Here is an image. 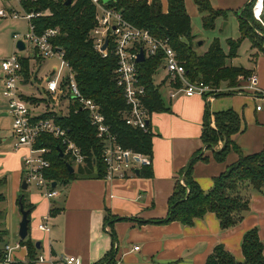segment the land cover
<instances>
[{"label":"crops","instance_id":"1","mask_svg":"<svg viewBox=\"0 0 264 264\" xmlns=\"http://www.w3.org/2000/svg\"><path fill=\"white\" fill-rule=\"evenodd\" d=\"M159 1L165 13L167 1ZM248 2L209 0L214 10L226 11L228 14L241 12ZM184 4L190 19L199 17L193 0H184ZM255 51L249 70L256 76L257 89L264 91V54ZM24 79L28 82L29 77ZM157 83L155 85L160 86L164 107L168 110L152 113L149 118L152 175L146 177L134 174L112 180L78 176L64 186L57 184L58 193L53 197L43 196L34 187V192H28L23 197L27 201L26 205H31L28 235L33 242H39L36 256L41 255L44 260L33 264H53L65 256H74V264H95L103 261L111 249L115 251V264H205L217 244H222L235 260L243 261L242 236L252 228L257 229L263 243L264 256V187L262 191H257L247 183L245 187L242 186L240 194L249 198V209L236 225L226 229L220 227L219 220L212 212L195 219L192 225L178 221L161 224L149 222L165 218L175 182L181 178V171L198 152L204 160L193 164L192 177L204 191L209 190L213 179L238 159V155L230 150L224 160L218 162L213 157L215 150L204 148L201 131L206 107L211 113L231 109L240 116L243 130L231 138L241 153L248 156L263 149L264 103L251 93L220 95L210 102L198 95H179L170 99L168 83L162 78ZM2 87L3 76L0 72V103L4 100L1 96ZM42 91L48 99L44 87ZM162 91L167 92L163 94ZM248 105L251 108L246 113ZM258 105H261L260 111H256ZM47 111L34 117L53 113ZM243 115H247V119L254 121L257 127H250L247 131L243 127ZM15 143L11 118L6 109L5 113L0 114V185L14 186L13 198L20 188L22 161L28 153L26 147L15 148ZM107 213L111 219H116L110 222V226L106 223L114 233V242L104 229ZM41 222L48 225L47 231L38 228ZM0 234L2 243L8 242L3 240L7 235L6 229L0 228ZM134 246H138V249H134ZM26 254V247L16 253L22 262L27 261Z\"/></svg>","mask_w":264,"mask_h":264},{"label":"trees","instance_id":"2","mask_svg":"<svg viewBox=\"0 0 264 264\" xmlns=\"http://www.w3.org/2000/svg\"><path fill=\"white\" fill-rule=\"evenodd\" d=\"M65 1L21 0L20 2L26 12L33 11L41 14L31 20L36 34H41L49 28L57 29V35L51 41L53 47L63 53V58L73 72L81 94L99 106L112 133L117 136L118 142L124 148L145 155L151 160V132L131 129L122 119L121 112L125 109V105L122 91L116 87L114 82L115 59L112 56L102 58L93 49L90 32L95 24L94 7L89 0H71L69 5H66ZM166 1L167 11L165 13L162 11L159 0H109L104 3L119 10L123 18L135 27L148 30L155 38L167 39L190 81L202 82L213 88H220L221 84H226L228 88L243 85L252 70L227 65V60L235 57L239 41L228 40V51L224 53L219 41L214 38L207 51L198 55L193 49L192 41L195 37L191 35L190 18L186 12L184 0ZM193 1L204 30H213L217 19H227L228 12L214 10L209 0ZM254 1L251 0L241 12L236 14L240 39H250L252 47L264 54V45L255 44L249 35L251 33L254 36L255 28L260 27L251 14ZM45 13L48 14L45 15ZM20 61L21 75L23 78H28L29 73H26L28 60L21 59ZM160 64L161 56H157L146 59L138 65L140 80L146 89L144 104L149 113L168 110L164 107L159 91L160 86L154 83V76ZM23 99L30 103L29 101L33 98ZM68 107L69 112L66 116H57L53 121L67 131L71 140L87 157L85 164L69 172L65 164L68 163L73 168L72 163L66 156L58 157L57 147L63 150L58 140L50 135H42L35 143V148L46 147L50 150L48 156L50 168L45 172L46 178L63 186L78 176L102 177L104 174L100 159L102 146L96 138L95 129L90 125L88 114L74 104ZM38 118L49 119L51 116L48 113ZM211 121L214 122L215 128L210 126ZM242 130L241 118L233 110L211 113L207 106L201 131L203 146L206 150H212L218 141H222L223 145L220 150L213 152L215 160L223 161L230 150L238 155V159L213 179L209 190L204 191L192 177L193 164L200 159L204 160L202 154L198 152L180 173L183 184L180 178L175 182L168 200L169 208L165 218L149 222L161 224L178 221L184 225H192L195 219L212 212L219 220L222 229L236 225L249 209V198L240 194L242 186L245 187L247 183L257 191H262L264 187V144L261 152L244 156L231 138L241 133ZM138 175L151 176V167L141 168ZM2 198L0 194V200ZM19 199L24 208L30 211L31 205H25L23 196ZM108 213L104 222L105 225L107 223L110 226V222L116 219H111ZM108 232L114 242V233L111 229ZM0 241H2L1 234ZM21 242L27 249V261L17 264H33L37 251L35 242L30 239L29 235ZM241 251L244 259L237 261L222 244H217L207 257L205 264H264L263 243L256 228L249 229L243 234ZM114 252V249H111L103 261L95 264H115ZM54 264L62 263L59 260Z\"/></svg>","mask_w":264,"mask_h":264},{"label":"built area","instance_id":"3","mask_svg":"<svg viewBox=\"0 0 264 264\" xmlns=\"http://www.w3.org/2000/svg\"><path fill=\"white\" fill-rule=\"evenodd\" d=\"M20 1L0 0V19H26L28 31L22 35H13L15 44L21 41L26 47L30 46L36 50V58L56 59L59 62L58 65L53 66L51 76L45 79L44 92L56 107H59L62 101H67L68 106L74 104L88 114L90 125L95 129L96 138L102 146L100 157L104 169L102 178L106 180L126 178L135 174L134 169L151 166V160L147 156L126 149L118 142L117 136L112 133L99 106L81 94L74 74L63 58V53L55 49L51 43L57 35V29L49 28L41 34H36L31 20L41 14L33 11L26 12ZM89 1L95 9V24L90 32L93 49L102 58L112 56L115 59L114 82L122 91L125 109L121 112V116L129 128L150 132L149 118L152 113L148 112L144 104L146 89L140 80L138 71L140 63L137 62L140 53L143 54L144 61L161 56V64L156 73L163 72L162 80L170 87V99L179 95L185 97L198 95L206 102H210L220 94L232 92L236 95L251 93L254 98L264 103V91L257 89L254 73H251L244 80V84L236 89L213 88L202 82H192L188 79L184 67L179 63L176 52L167 39L155 38L148 30L130 24L119 10L107 6L103 0ZM263 3V0H255L251 7V14L253 19L264 27ZM105 42H107L106 47L102 49ZM17 52L19 51L16 49L15 53L0 60V72L3 76L1 96L6 101L7 114L11 118L15 148L28 149L22 161L23 176L27 184H32L43 196L53 197L58 193L57 186L53 187L52 181L45 176L46 170L50 168L48 160L50 150L46 147L35 148L37 139L42 135H50L58 140L63 148V150L60 149L64 156L68 158L72 166L77 168L85 164L87 157L71 140L67 131L51 118L39 119L31 114L28 102L22 98L18 90V83L22 77L20 61L22 58ZM260 110L261 105L256 106V111ZM180 182L183 184L182 178ZM38 228L46 231L49 229L44 222L39 223ZM104 229L109 231L107 225ZM23 247L26 246L20 239L14 243L3 242L0 246V264L21 263L22 259L18 258L16 253ZM134 249L137 250L138 246H134ZM43 260V256L39 255L35 257L34 262ZM60 262L74 264L75 257H61Z\"/></svg>","mask_w":264,"mask_h":264},{"label":"rangeland","instance_id":"4","mask_svg":"<svg viewBox=\"0 0 264 264\" xmlns=\"http://www.w3.org/2000/svg\"><path fill=\"white\" fill-rule=\"evenodd\" d=\"M47 14L48 13H45V15ZM219 20L220 19H217L215 23V28L213 30H204L202 28L200 16L192 17L190 19L191 35L195 37V39L192 41L193 49L196 50L198 55H202L207 51L211 41L216 38L220 43L221 49L224 51V53H227V41H239L240 44L237 49V52L235 53V57L231 58L230 60H227V65L249 70L252 66L253 57L255 56L256 51L252 47L250 39H240L237 15L231 12L228 14L227 19L225 21L219 23ZM259 26L260 27L255 28L253 32L254 36L251 33L249 35L251 36L255 44L260 43L264 45V27L260 24ZM27 31L28 21L24 18L0 19V59H4L8 57L11 53H15L16 47L15 42L13 40V35H22L25 34ZM258 37L261 38V40H259ZM199 42H201L200 45H198ZM17 53L20 58H29L27 62L28 64L26 65V73H29L28 82L25 81L23 77H21L18 83V90L19 93L25 98H33L32 101L30 100L29 102L34 106L28 103V108L31 114L34 116L37 114H42L46 110H48L47 112H53L50 113L52 120L57 116H66V114L69 112L68 102L62 101L61 105L59 107H56L53 102L49 99V97L47 99L46 95L44 96L42 91L45 85V79L51 76L53 72V66L58 65L59 62L56 59L36 58V50L30 46H27L24 51ZM163 77V72L158 71L154 76V83L159 84L157 82H159ZM220 88L227 89L228 86L226 84H221ZM166 92L162 91L163 94ZM224 94L236 95L232 92ZM250 108V105H248V107L245 108V112H249ZM6 109V101L3 100L0 103V114L5 113ZM242 118L243 127H246L247 131L250 129V127H257V125L253 123L254 121H251V119L249 118L247 119V115H243ZM210 126L212 128H215V124L213 121ZM222 145L223 142L218 141L212 147V150L216 151L218 148H221ZM73 167L74 169H77L76 166ZM13 190L14 186H12L11 184H8L7 186L0 185V194H2L4 197L0 200V228L6 229L7 235L3 240L8 241L10 243H14L18 239V224L21 219V213L19 211L18 202L16 201L20 198V196L24 197V195L28 194V192H34L35 188L32 184H28L26 189H22L20 185L19 190L15 192V198H13ZM26 202L27 201L24 198L25 205ZM1 245L2 241H0V246Z\"/></svg>","mask_w":264,"mask_h":264},{"label":"water","instance_id":"5","mask_svg":"<svg viewBox=\"0 0 264 264\" xmlns=\"http://www.w3.org/2000/svg\"><path fill=\"white\" fill-rule=\"evenodd\" d=\"M108 1L109 0H103V2H108ZM70 3H71V0H66L65 1L66 5H69ZM200 43L201 42H199L198 45H200ZM106 44H107V42L104 43L102 49H105ZM15 47L20 52L25 50V44L23 42H21V41H18L15 44ZM143 61H144L143 54L140 53L138 55V57H137V62L141 63ZM3 115H6V114H3ZM56 151L58 153V157L59 158H63L64 157V154H63L62 150L59 147H57ZM65 166L69 170V172H73L74 171V169L68 163H66ZM139 171H140V169H134V173L136 175L139 174ZM56 184H57L56 181H53L51 183V185L53 187L56 186ZM27 186H28V184L26 182L25 177L23 176L22 177V181H21V188L22 189H26ZM18 207H19V211L21 213V219H20L19 224H18V237H19L20 240H25L27 238L28 234H29V222H30V219H29L28 215H29L30 211H29V209L24 208L23 203L21 202L20 199L18 201ZM35 244H36V247H39V242H36Z\"/></svg>","mask_w":264,"mask_h":264},{"label":"bare ground","instance_id":"6","mask_svg":"<svg viewBox=\"0 0 264 264\" xmlns=\"http://www.w3.org/2000/svg\"><path fill=\"white\" fill-rule=\"evenodd\" d=\"M263 2H264V0H263ZM260 5H261V3L259 2V3H258V6L260 7ZM263 6H264V3H263Z\"/></svg>","mask_w":264,"mask_h":264}]
</instances>
